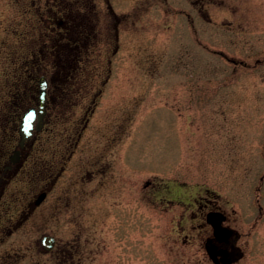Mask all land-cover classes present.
I'll use <instances>...</instances> for the list:
<instances>
[{
  "label": "rangeland",
  "instance_id": "1",
  "mask_svg": "<svg viewBox=\"0 0 264 264\" xmlns=\"http://www.w3.org/2000/svg\"><path fill=\"white\" fill-rule=\"evenodd\" d=\"M72 3L89 10L99 40L89 49L44 45L42 63L31 66L52 89H63L70 72L75 92L49 104L0 200L7 212L32 203L47 187V169L64 170L18 236L4 242L6 256L15 251L16 264H61L56 251L39 246L52 234L59 250L75 244L76 264H212L205 250L212 230L201 208L207 202L205 211L219 207L239 234L242 255L232 264H264V0L0 6V36L15 26L26 42L15 63L6 51L0 58V170L18 142L12 128L37 106L28 93L23 107L10 105L15 82H4L12 71V80L27 74L37 32L48 35L56 20L68 19L54 18L49 6Z\"/></svg>",
  "mask_w": 264,
  "mask_h": 264
},
{
  "label": "flooded vegetation",
  "instance_id": "2",
  "mask_svg": "<svg viewBox=\"0 0 264 264\" xmlns=\"http://www.w3.org/2000/svg\"><path fill=\"white\" fill-rule=\"evenodd\" d=\"M71 6L69 4V9L67 8L63 9L61 5V8H59L60 11L56 9V5L49 6V9L53 11L54 18L57 14L58 15L60 14L62 16H65L68 19L56 20V23L59 27H57V25H54V27L51 28L52 30H50V33H48V38L54 39V41L56 42L55 47H57L58 44H61L62 46H60V48L62 47L66 50L69 48H81V46L85 49H89V47L92 48L97 42V40H99L98 33L95 34V31L97 29V23L93 22L91 24L90 21L87 22L88 15L85 14V10L87 12H89V10H87L85 7H82L81 4L79 5L77 3H72ZM62 12H65L64 15L62 14ZM85 17H86V20H85ZM60 38H62V43L59 41ZM66 50L64 53V56H65L64 59H66V57L71 58V53L66 52ZM74 54L75 53H72V56ZM69 74L70 72H68L65 75H69ZM65 75L61 79L63 89L61 88L52 89L50 82H49L50 80H48V78L44 76L47 81V89H46V104H45L46 112L43 118V125L47 120L45 119V117H47V114L49 113L48 111L49 104L50 103L56 104L58 98L63 97V94L64 96H67V95L71 96L75 92V89L69 88L70 86L67 82L68 76H65ZM55 85L53 87H57ZM36 134H37L36 132H33L30 139L25 141L22 147L15 146L13 151L15 150L19 151L17 158H16V162H11L10 160L9 161L6 160L7 163L0 170V200L7 186L10 185L13 182V180H15L16 175L18 174L19 170H21L19 164H22L25 157L28 158V156L30 155V151H31L30 149H32L33 147V143H31V141L32 139H34ZM51 165H53L52 162H51ZM62 171L64 170L62 169L60 172H53L52 167L47 169L46 171L48 172V176L46 178V180L48 181L46 185L47 187L42 189L36 195V198L34 199V201H32V203H29L25 206L24 205L21 206V204L16 205V206L14 205L16 208L12 210L10 209V212L9 211L7 212V210L4 208L5 205L0 202V264H16V262L18 261L19 258L18 257L16 258L15 251H12L11 253L8 252L9 254L6 256L5 254L6 249L5 247H3L4 242L7 239L13 240L16 238V236H18V234L21 231L22 226H25L31 220V218L35 215V211L37 207L41 204V201L47 196L49 191L52 190L57 179L63 174ZM204 191L208 193L211 190L204 189ZM41 194H44L43 199L39 203H36L38 196ZM176 196L177 194L174 195V198H172L171 201L169 202H175ZM196 201L197 203L198 202L202 203L201 200L197 199ZM207 205L208 203L204 202L202 203V207H201L204 210V212L202 210V216L204 217L205 222L207 223V216L210 213H215L214 215H217L220 218L223 217V220L221 221V226L227 229H231L233 230V232L226 241L219 242L216 240L214 236L213 227H211L210 223L209 224L207 223L211 227L212 234H211V237L206 239V243L208 245H211L212 247H215L216 252H218L220 249L225 250V253H226L225 261L229 262L228 264L235 263L237 259L240 258V256L242 255V253L238 251L237 249L238 246L236 244L238 241L239 234L237 233L236 230L230 227L229 222H228L229 218L223 212V210H221L219 207H210L209 210L205 211V207H207ZM30 226L32 227V225ZM43 237H47V238L50 237L53 240L52 245L49 249H47L45 246L42 245L41 240ZM12 242H15V241H12ZM38 242H39V246L42 252L53 254L56 251L54 254H59L60 259H61V264H76V261L74 260V256L77 253V249H75L76 248L75 244L72 245L66 242L65 246L61 247L59 250L57 249L58 241L52 234H43L38 240ZM10 249H13V248H10ZM215 258L217 260V263H213V264H224L222 260V256L220 254L216 255Z\"/></svg>",
  "mask_w": 264,
  "mask_h": 264
},
{
  "label": "trees",
  "instance_id": "3",
  "mask_svg": "<svg viewBox=\"0 0 264 264\" xmlns=\"http://www.w3.org/2000/svg\"><path fill=\"white\" fill-rule=\"evenodd\" d=\"M16 2H18V0H5L4 2L2 0H0V6L2 8L4 7H9L8 4L13 3L15 4ZM10 9V8H9ZM40 17V16H39ZM15 21V20H14ZM40 21H42V19L40 18ZM14 25V23L12 24V26ZM7 28V27H5ZM11 33L9 34V32L7 34H5L4 36H0V58H2L4 52L7 54L9 52L10 56H9V61L11 62H16V58L18 55V50L20 49V47L18 46L19 42L21 41V43H26L23 40V36L24 34H22L18 28H12L11 29ZM35 43V45L33 47H38L40 50H35L33 53L32 57H28L25 58V65H26V71L27 74H22L21 73H17V79L12 80L13 76H15V72H10L7 76V79L4 83H8L10 81L15 82L13 86H11L12 89H9V92L11 94V100L12 101L10 105L14 106L13 101H15L16 103H18L21 107H23V105L26 103V100H22V98L24 97V94H31V96H29L28 100L30 102H32V95L33 97L37 98L38 94L36 95L37 91H38V83H39V77L37 76V74H34V72H30L33 71L31 70V66H35V67H39V64L42 63V57L43 54L45 53V49L47 48V46H44L45 44H53V46H56V42L54 41L53 38H48V35L46 33V31H42L40 30L39 32H37L35 34V38L33 40H30L28 43ZM33 45V44H32ZM30 59H33L34 61H36V64H32ZM8 61V60H7ZM8 61V62H9ZM35 71V70H34ZM21 84H24L25 87H21ZM31 88V90H29L28 92L25 91V88ZM32 88L35 91V94L32 91ZM27 97V95H26ZM17 116V115H16ZM14 121H16V118H14ZM15 123V122H14ZM12 133L15 132V126L14 128H12Z\"/></svg>",
  "mask_w": 264,
  "mask_h": 264
},
{
  "label": "water",
  "instance_id": "4",
  "mask_svg": "<svg viewBox=\"0 0 264 264\" xmlns=\"http://www.w3.org/2000/svg\"><path fill=\"white\" fill-rule=\"evenodd\" d=\"M40 97H39V105L37 112L35 109H29L27 112L23 114V117L21 119L20 125H19V134H20V141L19 144L22 145L23 141L28 139L31 135V130L33 128L34 120L37 118V123L35 124L36 129L38 130L42 125V117L44 115V94H45V82L44 80H41L40 82ZM17 151L14 152V154L10 157L12 161H15L17 158ZM44 197V194H41L38 196V199L36 200V203H39ZM215 213H210L207 216V222L211 224L213 227V233L217 241L222 242L226 241L232 234V231L227 228L221 227V221L223 220V217H218L217 215H214ZM53 240L50 237H43L41 240V243L43 246H45L47 249H49L52 245ZM206 251L210 257V259L217 263L216 255L220 254L222 256V260L224 264H228L229 262L225 261L226 253L225 250L220 249L218 252H216L215 247H212L211 245H206ZM221 260V261H222Z\"/></svg>",
  "mask_w": 264,
  "mask_h": 264
}]
</instances>
